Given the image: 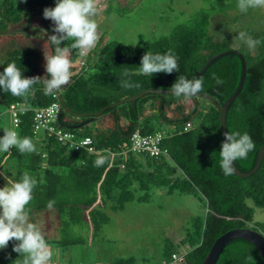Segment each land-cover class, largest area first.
<instances>
[{"label":"trees","instance_id":"1","mask_svg":"<svg viewBox=\"0 0 264 264\" xmlns=\"http://www.w3.org/2000/svg\"><path fill=\"white\" fill-rule=\"evenodd\" d=\"M208 1V8L196 11L168 34L142 40L136 48L109 40L83 55L81 8L63 6L57 0H0V28H26L37 18L33 27H42L52 37L1 34L0 110L11 102L39 107L56 100L63 111L57 124L78 136L90 135L94 147L93 151L68 147L46 130L34 133L33 111L28 108L20 115L15 135L10 131L16 143L3 144L0 155V168L15 167L13 185L23 195L10 207L19 210L22 218L53 209L61 234L55 239L32 231L26 237L20 228L6 230L0 243L8 264L40 262L38 248L44 243L80 242L72 234L75 226L85 225L96 232L109 219L107 209L119 210L133 200L148 201L143 191L151 186H165L167 193L196 195L204 207L203 215L193 218L180 240L185 250L167 247L164 261L153 264H177L172 261L173 252L182 254L178 264H200L214 239L233 227H251L264 234V218L254 220L255 207L264 210V154L253 173L234 175L222 150L219 111L210 100L209 106H203L199 98L204 97L199 95L148 92L135 100L136 113L130 101L110 105L144 88L190 86L223 104L239 83L241 57L230 50L237 49L246 69L243 84L225 112V126L235 165L242 171L253 166L264 143V28L250 31L252 46L233 47L230 36L216 38L210 32L217 0ZM222 50L227 51L197 74ZM52 64L57 87L71 112L63 110L53 90ZM103 106L99 115H93ZM103 115L109 118L101 126L69 127ZM188 120L192 125L183 130ZM136 122L141 133L157 130L155 123L171 126L162 139L166 154L122 153ZM108 264L140 263L132 256H118ZM214 264L264 262L250 241L233 237Z\"/></svg>","mask_w":264,"mask_h":264},{"label":"rangeland","instance_id":"2","mask_svg":"<svg viewBox=\"0 0 264 264\" xmlns=\"http://www.w3.org/2000/svg\"><path fill=\"white\" fill-rule=\"evenodd\" d=\"M57 1L63 6L81 8L79 23L85 29L80 44L83 55H88L95 47L109 40L136 48L142 40L168 34L176 24L210 5L208 0ZM213 13L210 32L216 38L230 36L233 47L240 43L252 46L250 31L264 28V0H217ZM199 100L203 106L210 105L206 98ZM98 121L99 117L88 122L86 127H95ZM154 126L163 132L170 129L164 122L155 123ZM0 127L1 155L3 144L16 143V138L10 136L12 125L7 113H4ZM14 175L15 167L0 168V237L5 230L18 228L23 230L26 237L32 231L48 238L59 237L58 218L53 209L48 210L51 213L47 214L42 212L40 215L24 216L17 219V224L11 225L14 209L10 205L23 198L21 192L15 191ZM143 192L148 195V201L133 200L126 202L119 210L107 209L109 219L96 232L85 225L75 226L72 234L80 237V242L67 246L55 242L39 245L38 264H47V260L52 264H108L118 256H132L140 264H153L164 261L167 247L185 250L180 240L191 228L193 218L204 213L198 196L175 191L167 193V188L161 185L151 186ZM263 218L264 210L256 206L254 220ZM0 264H8L1 245Z\"/></svg>","mask_w":264,"mask_h":264},{"label":"water","instance_id":"3","mask_svg":"<svg viewBox=\"0 0 264 264\" xmlns=\"http://www.w3.org/2000/svg\"><path fill=\"white\" fill-rule=\"evenodd\" d=\"M13 33H38V34H41V35L47 37L49 40L52 39V37L50 35H48L42 27L34 28L32 26H29L26 28H21L20 26H15V27L0 28V34H13ZM52 44H53V50H54L53 51V62H54V59L56 56V45H55L54 41H52ZM230 50H233V51L239 53V55L241 57V62H242V69H241V75H240V79H239V83H238L237 87L231 93V95L223 102V104H220L214 96H212L206 92L198 91V90L194 89L192 86H190L189 88H170V87L144 88V89H142V90H140V91H138L132 95H129V96L124 97V98H120V99L110 103V105L112 106L114 104H119V103L124 102V101H130L131 108L136 113L135 100L138 97H140V96H142L148 92L181 93V94H189V95H199V96H202V97L210 100L219 111V126H220V131H221L222 150H223L225 161H226L230 171L234 175L248 176L251 173H253L260 165L261 159H262L263 154H264V143H262L259 146L257 153H256L255 162L249 170L242 171L235 165L233 158H232L228 134H227L226 126H225V112L227 110L228 105L234 99L238 90L241 88V86L243 84L246 65H245V59L243 58V55L240 53L239 50H237V49H230ZM226 51L227 50H222V51H219L216 54L212 55L204 63V65L198 70L197 74H200L208 66V64H210L214 59H216L220 55L224 54ZM50 79H51L52 87H53V90L56 94V97L58 98L60 103L63 105V110L71 112L70 107L65 105V102L62 98V95L59 92L60 88L57 87V81H56V77L54 74V64H52L51 68H50ZM103 109H104V106L99 108L98 110L94 111L93 115H99L103 111ZM62 112L63 111L58 112V121L59 122L61 120ZM76 115H79V114L76 113ZM135 117L137 119L138 116L135 115ZM92 119H93V116H90V117L78 122L77 124L69 125V127L76 128V127L82 126V125L90 122ZM136 125H137V122H136L133 130L136 129ZM66 127H68V125H66ZM233 237H241V238H244V239H247L248 241H250L258 249V251L260 252V254L262 256L263 262H264V234L261 233L260 231L256 230V229H254V228H251V227H233V228L227 229L226 231H224L223 233H221L220 235H218L214 239V241L212 242L211 246L209 247L205 257L203 258V260L201 261L200 264H214L216 262L218 256H219L223 246L225 245V243L228 242ZM184 264H186V263H184Z\"/></svg>","mask_w":264,"mask_h":264},{"label":"built area","instance_id":"4","mask_svg":"<svg viewBox=\"0 0 264 264\" xmlns=\"http://www.w3.org/2000/svg\"><path fill=\"white\" fill-rule=\"evenodd\" d=\"M55 95V94H54ZM31 109L32 114V128L36 133L39 130H46L48 134L54 135L56 140L68 147H83L87 151H93V140L90 135L78 136L71 130L64 129L57 124L59 103L56 100L49 102L47 105L39 107H27L17 102H11L6 108L0 110V120L3 119L4 113H7L13 125L11 129V135H15L14 127L20 122V115L24 113L26 109ZM191 121H186L183 125V130H187L191 127ZM164 132L161 130H155L154 132L141 133L138 129H135L129 134V144L127 149L122 153L133 152L136 154H146L152 157H157L161 154H166V147L162 146V139ZM181 253L173 252L171 255L172 261L181 259Z\"/></svg>","mask_w":264,"mask_h":264},{"label":"crops","instance_id":"5","mask_svg":"<svg viewBox=\"0 0 264 264\" xmlns=\"http://www.w3.org/2000/svg\"><path fill=\"white\" fill-rule=\"evenodd\" d=\"M37 18L36 19H34V22L32 21L31 22V24H30V26H32L33 27V25L35 24V23H37ZM1 38H2V36H1V34H0V40H1ZM108 118H109V116L108 115H103V116H101V117H99V121H98V124L97 125H94V126H101V125H103L105 122H106V120H108ZM167 128L169 129V128H171V126L168 124L167 125ZM21 214H20V211L19 210H15L14 211V213H13V216H12V218H10V220H11V225H14V224H17L18 223V220L17 219H21L22 218V216H20ZM13 228H17L16 226L14 227L13 226ZM6 231V230H5ZM4 231V232H5ZM3 232V233H4ZM2 237V236H1ZM1 237H0V241H1ZM0 245H1V243H0ZM2 246V245H1ZM50 259V258H49ZM56 261V260H55ZM49 262L51 263V261H48L47 260V264H49ZM53 262V261H52ZM39 263V262H38ZM38 263H34V264H38ZM52 264V263H51Z\"/></svg>","mask_w":264,"mask_h":264}]
</instances>
